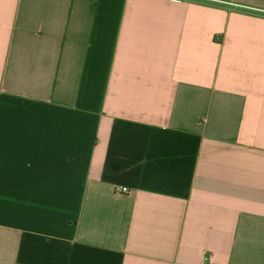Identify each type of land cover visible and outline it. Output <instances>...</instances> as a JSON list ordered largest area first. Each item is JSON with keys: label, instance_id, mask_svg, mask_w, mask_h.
Wrapping results in <instances>:
<instances>
[{"label": "crops", "instance_id": "1", "mask_svg": "<svg viewBox=\"0 0 264 264\" xmlns=\"http://www.w3.org/2000/svg\"><path fill=\"white\" fill-rule=\"evenodd\" d=\"M0 264H264V0H0Z\"/></svg>", "mask_w": 264, "mask_h": 264}, {"label": "built area", "instance_id": "2", "mask_svg": "<svg viewBox=\"0 0 264 264\" xmlns=\"http://www.w3.org/2000/svg\"><path fill=\"white\" fill-rule=\"evenodd\" d=\"M208 259H209V258H208ZM208 259H207V260H208Z\"/></svg>", "mask_w": 264, "mask_h": 264}]
</instances>
